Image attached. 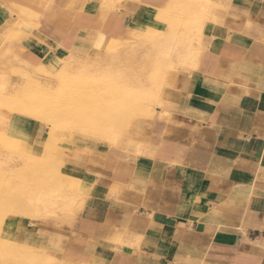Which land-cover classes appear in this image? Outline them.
<instances>
[{
	"label": "crops",
	"instance_id": "crops-1",
	"mask_svg": "<svg viewBox=\"0 0 264 264\" xmlns=\"http://www.w3.org/2000/svg\"><path fill=\"white\" fill-rule=\"evenodd\" d=\"M8 1L0 0V31L11 19ZM203 1L206 12L195 15L206 18L211 4L213 19L198 63L174 77L171 114L152 122L150 146L141 154L96 149L81 169L88 193L75 219L22 227L23 244L67 264H264V0ZM171 4L129 2L101 19L89 5L78 28L117 37L135 16L153 22ZM60 40L56 48L25 40L26 55L55 58L76 36Z\"/></svg>",
	"mask_w": 264,
	"mask_h": 264
},
{
	"label": "rangeland",
	"instance_id": "rangeland-1",
	"mask_svg": "<svg viewBox=\"0 0 264 264\" xmlns=\"http://www.w3.org/2000/svg\"><path fill=\"white\" fill-rule=\"evenodd\" d=\"M137 1L44 0L38 7L8 1V5L13 4L9 5L11 19L0 31V90L7 97L6 101L0 99V264H24L21 249L27 245L22 243V227L35 229L38 223H71L75 219L88 193L79 192L87 190L81 169L86 157L96 149L119 146L136 154L144 153L150 146L147 134L152 122L171 114L167 105L177 89L178 78L174 77L195 69L183 63V54L171 50L180 47L184 53L189 44L203 46L204 26L213 19L211 4L208 16L200 15L203 25L200 38L197 34H187L184 22L189 15L185 14L186 10L173 11L177 16L184 14L178 22L173 20L174 14L162 18V9H158L153 22L135 16L131 26L117 37L108 36L101 27L78 28V19L89 5L98 9L93 16L101 19ZM53 5L55 11L51 10ZM203 9L198 5L197 13L206 12ZM154 12L153 9L144 13ZM172 27L179 31L178 38L175 37L179 43L171 44L175 47L171 46L170 50L163 41ZM139 31H149L150 35L140 38ZM69 35L76 36V43L55 58L38 61L33 56L36 64L31 65V60L24 57L28 51L25 40H53L56 48L61 44L60 38ZM104 91L105 95H113V99L106 100ZM122 99L125 106L119 110L114 106ZM93 105H96L94 109ZM110 115L116 120L114 127L105 123ZM140 147L142 150H138ZM19 189L26 192V200L24 198L20 209L5 212L10 193L21 192ZM63 194L75 198L76 205L70 210L63 205ZM43 200L49 203V213L36 211L42 208ZM28 246L35 255L32 264L51 261L67 264L58 261L55 253L44 246Z\"/></svg>",
	"mask_w": 264,
	"mask_h": 264
},
{
	"label": "bare ground",
	"instance_id": "bare-ground-1",
	"mask_svg": "<svg viewBox=\"0 0 264 264\" xmlns=\"http://www.w3.org/2000/svg\"><path fill=\"white\" fill-rule=\"evenodd\" d=\"M189 1V2H188ZM186 3H185V0H172V6L171 7H164L162 10V15H161V17L163 18H167L168 16H171V14H174L173 13V11L176 13V11H178V12H180V11H184V10H186V11H184L185 12V14H187V16L188 17H186V20H185V22H184V24H185V27H186V32H187V34H189V35H193V34H197V35H199V38H200V36L202 35H200V33L202 32V25H201V18L202 17H197L196 15H195V13H194V9L196 8V7H198V5L199 6H203V5H205L206 3H205V1H203V0H188ZM78 2H79V0H78ZM110 2V1H109ZM72 3H74V2H72ZM9 5H13V4H9ZM74 5V4H73ZM75 8V7H74ZM172 8H174V9H172ZM17 9H19V8H17ZM69 9V8H68ZM72 10V9H71ZM72 11H74V10H72ZM182 14H183V12H182ZM181 14V16H183ZM181 16L178 14V16H177V14H174V18H173V20L175 21V22H178L180 19H181ZM184 17V16H183ZM172 19V18H171ZM185 19V18H184ZM18 20V19H17ZM182 20V19H181ZM176 24V23H175ZM178 24V23H177ZM180 24V23H179ZM174 25V24H173ZM181 25V24H180ZM176 26V25H175ZM174 26V27H175ZM179 26V25H178ZM184 26V25H183ZM174 27H172V28H174ZM178 27H176V29H177ZM182 29V28H181ZM184 29V28H183ZM151 30V29H150ZM149 30V31H150ZM180 30V29H179ZM142 31V30H141ZM139 32V34H138V37H140V38H148L147 36H149L150 35V33H149V31H146V32ZM172 32H170L169 34H167L166 36H164L165 38H162V39H165V41H163V43L164 42H166V44L167 45H169L170 46V50L172 49V45L171 44H176L177 43V41H175V37H176V33H177V31L175 30V28L173 29V30H171ZM183 31V30H182ZM179 32V31H178ZM183 32H185V31H183ZM15 34V33H14ZM120 35V34H119ZM180 35L182 36V34L180 33ZM188 35V36H189ZM130 36V35H129ZM178 36H179V34L177 35V37L176 38H178ZM160 37H162V36H160ZM192 37V36H191ZM152 38V37H151ZM183 38V37H182ZM187 38V37H186ZM150 39V38H149ZM181 39V38H180ZM179 39V40H180ZM193 39V40H192ZM190 38V40L191 41H194V38ZM196 39H197V37H196ZM148 40V39H147ZM174 40V41H173ZM183 40H184V38H183ZM182 40V41H183ZM198 40V39H197ZM5 41V40H4ZM159 41H160V39H159ZM171 41V42H170ZM181 41V42H182ZM191 41H190V43H191ZM199 41V40H198ZM12 42H13V40H12ZM197 42V41H196ZM9 43H10V40H9ZM14 43V42H13ZM179 43V42H178ZM178 43H177V45H178ZM7 44V43H6ZM162 45V44H161ZM180 45V44H179ZM191 45H192V43H191ZM172 46V47H171ZM189 47H187V49H186V51L184 52V53H182V51L183 50H180V47L178 48L177 47V49H172L171 50V52L173 51L174 53L176 52L177 54H180L181 56H182V54H183V56H182V58H183V63H186V65L188 64L189 66H191V68H195L196 67V65H197V63H198V57H199V52H200V49H197L196 48V46H190V44L188 45ZM175 47V46H174ZM173 47V48H174ZM4 48V47H3ZM8 48V47H7ZM164 48V47H163ZM182 49H183V47H182ZM169 50V51H170ZM4 51V50H3ZM8 51V50H7ZM173 53V54H174ZM1 55V54H0ZM63 55H61V57H62ZM70 56V55H69ZM24 57H27V58H29L31 61L29 62V64H31V65H35L36 63H35V58H32L33 56H24ZM60 56H59V58H61ZM65 58H66V56H64ZM63 57V58H64ZM68 57V56H67ZM167 57V56H166ZM173 57V56H172ZM178 57V56H177ZM70 58V57H69ZM182 60V59H181ZM180 60V61H181ZM179 61V60H178ZM173 62H175V60L173 61ZM128 63V62H127ZM179 63H181V62H179ZM179 63H178V65H179ZM182 63V64H183ZM124 64H126V63H124ZM123 64V65H124ZM136 64V63H135ZM128 65V64H127ZM126 65V66H127ZM171 65V64H170ZM181 65V64H180ZM187 65V66H188ZM174 67V66H173ZM131 68V67H130ZM128 69H129V67H128ZM126 70V69H125ZM130 70V69H129ZM139 71V70H138ZM118 74H119V72H117ZM110 75V74H109ZM121 75V74H120ZM151 76H153V75H151ZM120 78V77H119ZM66 81V80H65ZM71 81V80H70ZM120 81V80H119ZM151 83H152V81H151ZM106 84V83H105ZM155 84V83H154ZM32 86V85H31ZM67 86V85H66ZM149 86H150V84H149ZM158 86V85H157ZM130 87V86H129ZM161 87V86H160ZM25 88V87H24ZM149 88V87H148ZM155 88V87H154ZM157 88H159V87H157ZM156 88V90L158 91V93H161V92H159V90ZM164 88V87H163ZM133 89V88H132ZM139 89V88H138ZM141 89V88H140ZM139 89V90H140ZM150 89V88H149ZM60 90V89H59ZM134 90V89H133ZM132 90V91H133ZM135 90H137V89H135ZM130 91V90H129ZM161 91V90H160ZM57 92V91H56ZM105 93H104V96L103 97H105V99L106 100H111V99H113V95H110V94H107V95H105L106 94V91H104ZM140 92H142V90H140ZM61 93V92H60ZM108 93V92H107ZM44 94V93H43ZM144 94V93H143ZM23 95V94H22ZM59 95V94H58ZM142 95V94H141ZM145 97V96H144ZM7 97L5 96V94L3 93V90L1 89L0 90V99L3 101V100H7L6 99ZM146 98V97H145ZM151 101V100H150ZM161 102V101H160ZM159 102V103H160ZM161 104H163V102L161 103ZM108 105H110V104H108ZM94 106H96V105H93V106H91L92 107V109H94L95 107ZM102 106V105H101ZM112 106H113V104H112ZM125 106V103H124V101H123V99L121 100V101H119V102H117V106H114V107H117V109H121V107H124ZM88 108V107H87ZM116 116V115H115ZM114 121H116L111 115L110 116H108L107 117V121L105 122L106 124H107V126H110V127H114V125H115V122ZM120 123H122V121H119ZM128 122V121H127ZM94 125V124H93ZM109 131V130H108ZM106 132V131H105ZM107 133H109V132H107ZM105 135V134H104ZM95 137V136H94ZM109 137V136H108ZM107 138V137H106ZM105 138V139H106ZM110 138V137H109ZM113 139V138H112ZM51 140V139H50ZM53 142V141H52ZM111 143H113V140H112V142ZM110 143V144H111ZM49 157V156H48ZM55 163V162H54ZM67 170V169H66ZM54 171H55V169H54ZM59 174H61V173H59ZM55 175V174H54ZM56 176H58V174L56 175ZM60 176V175H59ZM60 178H61V176H60ZM64 178V177H63ZM66 178V177H65ZM72 178V177H71ZM68 179V178H67ZM54 180V179H53ZM56 180V179H55ZM62 180H64V179H62ZM53 182V181H52ZM72 182V181H71ZM76 183V181H73V184H75ZM72 184V183H71ZM78 184V183H77ZM56 185V184H55ZM76 186V185H75ZM62 189V188H61ZM19 190H21V189H19ZM14 191V190H13ZM85 192V193H87L88 192V190H83V189H81V190H79V192ZM56 192V191H55ZM7 193V192H6ZM57 193V192H56ZM25 194H26V192L24 193V192H22V190H21V192H17V193H14V194H11L10 193V201L7 199V201L4 203L5 204V206H4V211L5 212H7L9 209H12V210H10V211H16V210H18V209H20L21 208V204H22V201L24 200V198H25ZM50 194V193H49ZM43 195V194H42ZM45 197L47 196V195H44ZM58 197V196H57ZM62 197H63V201H64V203H63V205H66V206H68L69 207V210H70V207H74V205H76V204H74L75 203V198H73L71 195H67V194H63L62 195ZM3 200V199H2ZM6 200V199H5ZM25 200H26V198H25ZM62 201V202H63ZM80 201V200H79ZM3 202V201H2ZM1 202V203H2ZM24 202V201H23ZM34 203V202H33ZM43 206H42V208L41 209H37L36 211L39 213H41V211H45L46 213H49L48 211H49V209L48 208H50L49 207V203L47 202V201H45V200H43ZM78 204H79V202H78ZM3 206V205H2ZM41 206V205H40ZM52 206H53V204H52ZM34 207V206H33ZM66 208V207H65ZM35 209V208H34ZM68 209V208H67ZM72 209V208H71ZM78 209V208H77ZM77 211V210H76ZM19 212V211H18ZM71 212V211H70ZM74 212V211H73ZM53 213V212H52ZM75 213V212H74ZM17 214V213H16ZM15 214V215H16ZM64 214V213H63ZM72 214V213H71ZM74 215V214H73ZM32 216V215H31ZM71 217V216H70ZM69 218V217H68ZM70 219V218H69ZM73 219V218H72ZM64 221V220H63ZM72 221V220H71ZM70 222V221H69ZM20 248V247H19ZM16 249V248H15ZM30 250H32V247L31 246H26L25 247V249L23 250V249H21V251H22V253H23V255H24V259H25V261H24V264H25V262H26V264H32V261H33V259H35V255L33 254V252H31ZM37 250V249H36ZM23 259V258H22ZM50 261V260H49ZM50 262H48V264H49ZM53 262L51 261V263L50 264H52ZM18 264V263H17ZM47 264V263H46Z\"/></svg>",
	"mask_w": 264,
	"mask_h": 264
}]
</instances>
